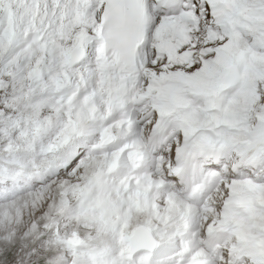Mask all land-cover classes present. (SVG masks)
Returning a JSON list of instances; mask_svg holds the SVG:
<instances>
[{
    "label": "snow or ice",
    "instance_id": "1",
    "mask_svg": "<svg viewBox=\"0 0 264 264\" xmlns=\"http://www.w3.org/2000/svg\"><path fill=\"white\" fill-rule=\"evenodd\" d=\"M0 264H264V0H0Z\"/></svg>",
    "mask_w": 264,
    "mask_h": 264
}]
</instances>
